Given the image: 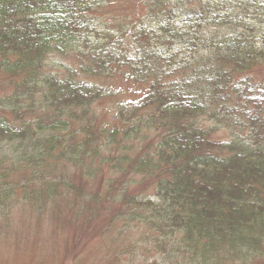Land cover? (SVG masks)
<instances>
[{
  "label": "trees",
  "instance_id": "obj_1",
  "mask_svg": "<svg viewBox=\"0 0 264 264\" xmlns=\"http://www.w3.org/2000/svg\"><path fill=\"white\" fill-rule=\"evenodd\" d=\"M29 189L189 263L263 260L264 0H0V204Z\"/></svg>",
  "mask_w": 264,
  "mask_h": 264
},
{
  "label": "rangeland",
  "instance_id": "obj_2",
  "mask_svg": "<svg viewBox=\"0 0 264 264\" xmlns=\"http://www.w3.org/2000/svg\"><path fill=\"white\" fill-rule=\"evenodd\" d=\"M114 16L101 17L98 23L105 27ZM69 62L53 56L46 70L63 72V65ZM126 91L125 87L116 100L106 101L102 114H109L122 96L133 95L132 90ZM14 175L9 179L11 184L17 183ZM59 196L42 197L37 209L30 205L29 189L26 195L10 196L5 207L0 204V264H193L169 239L159 243L149 238L144 225L130 228L129 221L112 225L107 219H98L85 226L75 198ZM255 264H264V259Z\"/></svg>",
  "mask_w": 264,
  "mask_h": 264
}]
</instances>
